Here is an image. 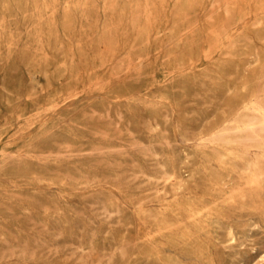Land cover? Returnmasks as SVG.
Returning a JSON list of instances; mask_svg holds the SVG:
<instances>
[{
	"label": "rangeland",
	"instance_id": "374dc122",
	"mask_svg": "<svg viewBox=\"0 0 264 264\" xmlns=\"http://www.w3.org/2000/svg\"><path fill=\"white\" fill-rule=\"evenodd\" d=\"M0 264H264V0H0Z\"/></svg>",
	"mask_w": 264,
	"mask_h": 264
},
{
	"label": "bare ground",
	"instance_id": "6f19581e",
	"mask_svg": "<svg viewBox=\"0 0 264 264\" xmlns=\"http://www.w3.org/2000/svg\"><path fill=\"white\" fill-rule=\"evenodd\" d=\"M252 175H253V174H252ZM158 206H159V205H158ZM228 235H229V238H230V239H233V234H232V232H229Z\"/></svg>",
	"mask_w": 264,
	"mask_h": 264
}]
</instances>
